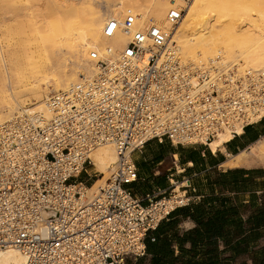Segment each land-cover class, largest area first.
<instances>
[{"label":"built area","instance_id":"2783aa9c","mask_svg":"<svg viewBox=\"0 0 264 264\" xmlns=\"http://www.w3.org/2000/svg\"><path fill=\"white\" fill-rule=\"evenodd\" d=\"M184 11H169L173 27ZM136 19L107 23L106 35L122 27L130 40L116 58L93 51L96 73L51 92L49 116L21 113L0 124V250L19 248L21 264H127L145 255L149 232L191 197L186 189L176 197L174 181L135 195L133 151L152 139L208 144L264 112V72L224 67L219 57L186 61L171 31L138 29ZM108 142L117 160L89 196L82 183L98 175L90 153Z\"/></svg>","mask_w":264,"mask_h":264},{"label":"bare ground","instance_id":"6f19581e","mask_svg":"<svg viewBox=\"0 0 264 264\" xmlns=\"http://www.w3.org/2000/svg\"><path fill=\"white\" fill-rule=\"evenodd\" d=\"M182 8L173 27L168 13ZM128 13L136 15L138 29L154 24L171 31L186 61L219 57L224 67L264 72V0H0V124L21 113L40 111L49 116L51 92L69 89L96 73L93 51L116 58L131 34L120 27L108 36L104 28L111 19L122 24ZM235 129L241 133L243 126L236 124ZM232 136L225 129L209 146L215 152ZM90 157L98 175L91 183H82L89 196L109 177L117 160L116 146L101 144ZM223 164L264 165V136L229 155ZM180 185L176 183L174 191L182 198ZM24 261L17 247L0 250V264Z\"/></svg>","mask_w":264,"mask_h":264},{"label":"crops","instance_id":"0c3cea01","mask_svg":"<svg viewBox=\"0 0 264 264\" xmlns=\"http://www.w3.org/2000/svg\"><path fill=\"white\" fill-rule=\"evenodd\" d=\"M262 136L264 117L215 152L210 142L168 139H152L134 150L139 176L128 187L135 195L143 198L185 178L191 201L151 230L146 254L127 264H264V222L256 224L264 221V166L223 164Z\"/></svg>","mask_w":264,"mask_h":264},{"label":"rangeland","instance_id":"374dc122","mask_svg":"<svg viewBox=\"0 0 264 264\" xmlns=\"http://www.w3.org/2000/svg\"><path fill=\"white\" fill-rule=\"evenodd\" d=\"M20 110H21V109H20ZM262 166H264V165H262ZM90 170H91V168H90V166H88V171H87L88 174H90V172H91ZM86 177H87V175L85 174V175L82 176V179L86 181V180H87ZM171 177H173V176H171ZM183 181H186V184H185L183 187L181 186V190H182V191H184V188H187V187H188V181H187V179H185V178H182L181 180H178V179H176V178L174 179V183H175V184H176V183L183 182ZM172 182H173V181L170 180V183H171V184H172ZM90 183H91V182H90ZM171 187H172V186H171ZM187 194H188V192H187ZM188 195H189V194H188ZM133 260H134V258H131V259H129V262H133Z\"/></svg>","mask_w":264,"mask_h":264},{"label":"trees","instance_id":"16d2710c","mask_svg":"<svg viewBox=\"0 0 264 264\" xmlns=\"http://www.w3.org/2000/svg\"><path fill=\"white\" fill-rule=\"evenodd\" d=\"M190 203V202H189ZM188 205V204H187ZM172 213V212H171ZM171 213H170V215H171ZM169 215V216H170ZM169 216L167 217V218H169ZM167 218H165L164 220H166ZM164 220H162V221H164ZM262 222H264V221H262V220H259L258 222H256V224H259V223H262ZM159 226V225H158ZM154 264H162L161 262H154Z\"/></svg>","mask_w":264,"mask_h":264}]
</instances>
